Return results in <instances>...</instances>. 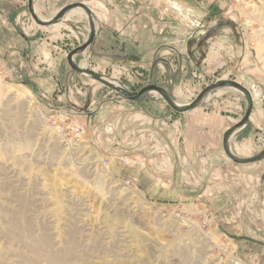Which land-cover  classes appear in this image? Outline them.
Returning <instances> with one entry per match:
<instances>
[{
	"label": "rangeland",
	"instance_id": "1",
	"mask_svg": "<svg viewBox=\"0 0 264 264\" xmlns=\"http://www.w3.org/2000/svg\"><path fill=\"white\" fill-rule=\"evenodd\" d=\"M6 1L14 21L0 22V264H264V160L232 164L221 138L193 147L185 135L191 114L203 125L213 111L233 126L243 98L217 91L183 114L156 95L121 101L66 62L87 39L86 15L39 27L27 0ZM217 1L35 0V8L49 19L85 4L100 29L75 63L129 91L150 83L155 61L153 78L175 101L190 103L222 79L244 86L252 114L230 147L250 158L264 148V0H221V9ZM73 119L80 142L57 133Z\"/></svg>",
	"mask_w": 264,
	"mask_h": 264
},
{
	"label": "water",
	"instance_id": "2",
	"mask_svg": "<svg viewBox=\"0 0 264 264\" xmlns=\"http://www.w3.org/2000/svg\"><path fill=\"white\" fill-rule=\"evenodd\" d=\"M79 9L81 10L87 18L88 23V35L87 39L81 46L73 49L66 57V62L72 73H75L78 76L88 78L95 83L109 89L115 96H117L121 101H126L130 103H143L150 99V96L156 95L173 111L178 114H183L190 110L198 108L201 103L211 94L217 92L218 90L227 89L229 91L239 93L240 97L243 98L245 103V110L242 118L233 126L226 129L222 138V151L227 160L231 161L232 164L236 165H249L256 162L264 160V148L259 154L251 158H241L238 157L235 153L231 151L230 139L231 137L243 129L249 122V116L251 115L253 109V100L248 92V90L238 84L235 81H226L218 80L210 85L206 86L201 92H199L194 100L189 104L179 105L171 95L163 88L157 86L156 80L153 78L154 67H156L157 62H153L150 70V83L140 89L138 92H132L125 89L119 83L113 82L110 78L97 74L91 70L79 67L74 58L77 55H81L86 51V49H92L94 46L100 29V23L98 22L94 13L86 7L83 3H75L67 5L61 8L52 18L48 20H42L38 17L35 10V0H27V11L35 23L39 27H50L52 25L60 23L64 17L72 10ZM97 24V26H96Z\"/></svg>",
	"mask_w": 264,
	"mask_h": 264
},
{
	"label": "crops",
	"instance_id": "3",
	"mask_svg": "<svg viewBox=\"0 0 264 264\" xmlns=\"http://www.w3.org/2000/svg\"><path fill=\"white\" fill-rule=\"evenodd\" d=\"M220 3H222L221 0L215 3L217 9H221V6H219ZM10 5H12L11 2ZM11 9L12 7H9V1L0 0V22H6L8 26H10V22L14 21L10 12ZM199 118L200 115L198 114H191L185 118V135L187 134L189 136L186 140L189 142V146H201L208 143L209 145H217V143H219V138L223 136L227 129L224 116L212 111L207 114V119L203 125L199 124ZM248 126L249 124L247 123L246 128H248ZM243 132L244 130L241 133ZM191 136L192 139H190Z\"/></svg>",
	"mask_w": 264,
	"mask_h": 264
},
{
	"label": "bare ground",
	"instance_id": "4",
	"mask_svg": "<svg viewBox=\"0 0 264 264\" xmlns=\"http://www.w3.org/2000/svg\"><path fill=\"white\" fill-rule=\"evenodd\" d=\"M35 10H36V8H35ZM94 13V12H93ZM36 14L38 15V17L40 18V19H42V20H48V19H44V18H42L41 16H40V14L37 12V10H36ZM54 15H55V13H54ZM54 15H52L50 18H52ZM83 15H85L81 10H79V9H74V10H72V11H70L65 17H64V19L62 20L63 22H65V21H68L69 19H74V18H80V17H82ZM95 15V14H94ZM49 18V19H50ZM97 18V17H96ZM86 20H87V18H86ZM98 20V19H97ZM61 21V22H62ZM60 22V23H61ZM98 22L100 23V21L98 20ZM59 24V23H58ZM55 25H57V24H55ZM52 26H54V25H52ZM52 26H50V27H52ZM96 26H97V24H96ZM244 27H246V25L244 26ZM46 28H48V27H46ZM86 50H88V49H86ZM85 52V51H84ZM244 52H246V49H245V51H243V53ZM248 52V51H247ZM83 54V53H82ZM245 55V54H244ZM79 67H81V68H83L84 67V65H83V63H81L80 65H79ZM256 69V68H255ZM259 69V68H258ZM263 69V68H262ZM261 70V69H260ZM262 71V70H261ZM103 76V75H102ZM223 80V79H222ZM113 81V80H112ZM224 81V80H223ZM227 81V80H226ZM114 82V81H113ZM225 82V81H224ZM236 82V81H235ZM116 83V82H115ZM238 83V82H237ZM239 84V83H238ZM241 85V84H240ZM0 86H1V88H5L6 87V85L3 83V82H0ZM6 90H8V92H11V93H18V95L17 96H19V97H21L22 98V96H26V98L25 99H27V97L28 98H31L30 97V95H29V93L28 92H26V90H24L23 88H21V87H13V86H8L7 87V89ZM227 89H224V90H218V94L219 93H222V92H224V91H226ZM248 90V89H247ZM229 91V90H228ZM248 92L250 93V91L248 90ZM239 94V93H238ZM250 95H251V93H250ZM196 97V96H195ZM194 97V98H195ZM194 100V99H193ZM192 100V101H193ZM191 101V102H192ZM176 102L179 104V105H184V104H189V103H185L183 100H176ZM26 103V102H25ZM194 110V109H193ZM251 114H252V112H251ZM251 116V115H250ZM250 116H249V120H250ZM42 117V116H41ZM237 123V122H236ZM235 123V124H236ZM238 156V155H237ZM239 157V156H238ZM242 158V157H241ZM251 158V157H250ZM230 264H239V263H237V262H230Z\"/></svg>",
	"mask_w": 264,
	"mask_h": 264
},
{
	"label": "built area",
	"instance_id": "5",
	"mask_svg": "<svg viewBox=\"0 0 264 264\" xmlns=\"http://www.w3.org/2000/svg\"><path fill=\"white\" fill-rule=\"evenodd\" d=\"M0 82H2V80H0ZM58 118H60L61 120H63L64 118H68L69 116L72 117L71 113L69 112H61ZM66 115V117L64 116ZM71 124H69L66 127H62V128H57V133L59 135V137H61L62 139H64L66 141L69 140L70 142H80L82 140L81 136L83 134V128L80 127V125L78 124V122L76 121V119L74 120H70L69 121ZM47 123H51L49 121H47ZM96 131V130H95ZM153 139V138H152ZM126 184H129V182H126Z\"/></svg>",
	"mask_w": 264,
	"mask_h": 264
}]
</instances>
